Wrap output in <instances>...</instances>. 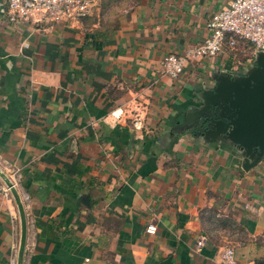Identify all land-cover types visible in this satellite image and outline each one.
Here are the masks:
<instances>
[{
    "label": "crops",
    "instance_id": "crops-1",
    "mask_svg": "<svg viewBox=\"0 0 264 264\" xmlns=\"http://www.w3.org/2000/svg\"><path fill=\"white\" fill-rule=\"evenodd\" d=\"M229 3L97 0L78 24L35 32L0 19V169L23 200L24 264H221L226 247L264 264V159L243 170L234 147L195 138L191 115L220 71L252 67L253 46L176 80L163 69ZM135 101L142 131L110 117ZM20 234L0 198V264H17Z\"/></svg>",
    "mask_w": 264,
    "mask_h": 264
},
{
    "label": "built area",
    "instance_id": "built-area-1",
    "mask_svg": "<svg viewBox=\"0 0 264 264\" xmlns=\"http://www.w3.org/2000/svg\"><path fill=\"white\" fill-rule=\"evenodd\" d=\"M4 7L2 19L14 27L29 26L33 32L51 29L62 22L78 24L91 15L97 0H0ZM1 19V20H2ZM209 37L204 43L188 49L183 54H169L163 60L164 74L178 79L188 61L217 57L226 51H235L241 42L253 46L254 56L264 53V0H230L227 7L215 12L208 23ZM23 49L29 43L22 44ZM136 102V108L129 103L110 113L112 121L130 125L138 131L145 130L144 106ZM134 102V103H135ZM0 198L11 200L12 195L0 181ZM146 232L155 234L157 227L149 225ZM221 264H241L233 247H226L220 255Z\"/></svg>",
    "mask_w": 264,
    "mask_h": 264
},
{
    "label": "water",
    "instance_id": "water-1",
    "mask_svg": "<svg viewBox=\"0 0 264 264\" xmlns=\"http://www.w3.org/2000/svg\"><path fill=\"white\" fill-rule=\"evenodd\" d=\"M3 15L0 1V19ZM214 81L199 95V106L191 111L193 135L208 143L234 147L240 153L243 170L249 171L264 159V53L254 56L252 67L246 72L220 71ZM0 180L10 190L18 209L21 234L17 264H24L28 223L23 200L14 182L1 169Z\"/></svg>",
    "mask_w": 264,
    "mask_h": 264
}]
</instances>
